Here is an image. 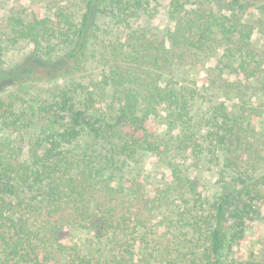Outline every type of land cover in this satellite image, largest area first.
I'll list each match as a JSON object with an SVG mask.
<instances>
[{
	"label": "trees",
	"instance_id": "16d2710c",
	"mask_svg": "<svg viewBox=\"0 0 264 264\" xmlns=\"http://www.w3.org/2000/svg\"><path fill=\"white\" fill-rule=\"evenodd\" d=\"M152 1L88 0L79 22L63 12L56 21L36 12L11 16L6 30L0 26V50L29 42L31 56L65 59L56 69L65 67L63 73H68L81 64L104 7L128 24L149 11ZM194 1L196 6L188 8ZM167 15L172 27L170 46L161 42L165 51L173 56L177 49L183 63L189 56L213 55L215 66L206 69L204 88L230 101L215 99L211 106L223 125L219 141L234 154L228 164L235 176L231 174L209 212L192 216L195 244L185 245L188 250L170 245L165 250L143 234L164 209L168 188L152 194L142 180L109 170L110 160L97 161L101 156L95 151L72 149L83 134L102 138L126 128L131 139L118 153L128 158L138 150L155 151L161 145L151 137L149 118L160 115L163 105L178 120L184 116L198 90L160 78L165 68L157 54H149L160 49L158 40L143 32L126 49L134 65L84 84L81 101L76 92L60 91L55 120L61 130L45 134L32 154L10 140L0 141V264H264L255 250L230 261L224 255L227 245L231 249L247 237L264 208V0H169ZM60 51L62 56L56 54ZM132 66L144 72L133 73ZM168 72L175 74L172 65ZM109 86L115 87L112 97L106 94ZM100 101L109 102L102 115L95 113ZM5 105L0 97L3 121L8 111L13 113ZM178 183L170 191L196 189L188 178ZM77 227L105 239V247L83 252L77 243L66 244L62 235Z\"/></svg>",
	"mask_w": 264,
	"mask_h": 264
},
{
	"label": "rangeland",
	"instance_id": "374dc122",
	"mask_svg": "<svg viewBox=\"0 0 264 264\" xmlns=\"http://www.w3.org/2000/svg\"><path fill=\"white\" fill-rule=\"evenodd\" d=\"M87 1L0 0V26L6 30L11 16L33 12L53 21L60 19V13L63 12L73 21L79 22L87 10ZM168 2L153 0L149 11L133 17L128 24L121 22L104 7L93 27L89 47L81 64L76 69L71 68L68 73H63L65 67L58 71L56 69L65 59L50 61L31 56L33 45L29 42L4 46L0 50V90H3L0 97L6 102L5 107L13 110V113L8 111L6 121L0 118V141L10 140L22 146L27 156L32 154L36 142L45 134H57L61 130V123L55 120V103L62 89H69L70 95L76 92L81 101L84 84L103 81L106 75L121 72L123 66L134 65L126 52L133 48L131 45L137 35H143V32L153 35L160 49L155 53H144L153 54L152 57L158 55L160 65L165 68L159 73L160 78L169 79L190 92L198 90L194 99H189L184 116L178 120V116L163 105L160 115L149 118L151 137L161 145L155 151L138 150L128 158L118 153L119 146L131 139L126 128L121 131L117 128L116 134L107 137L105 133L102 138L83 134L73 143L72 149L77 152L86 150L89 154L95 151L101 156L97 161L104 163L106 159L110 160L109 170L114 169L125 178L142 180L152 194L158 195L168 188L164 209L143 234L148 241L165 250L169 245L172 248L183 246V249L188 250L185 245H193L197 239L190 226L192 216L203 211L209 212L223 186L228 185L234 175L228 164L233 153L219 141L222 121L216 118L211 106L215 99L226 104L230 101L221 96L216 98L204 88L208 78L206 69L215 66L213 55H201L199 59L189 56L183 63L180 59L183 53L176 49V53L171 56L170 52L165 51L161 42L164 40L165 45L171 44L167 39L168 30L172 27L167 15ZM195 2L188 4V8L195 7ZM56 54L63 55L62 51ZM143 60L146 65L151 64L149 58ZM170 65L174 68L173 75L168 72ZM131 68L138 75L144 72L141 68L138 72L134 66ZM75 83L76 87L72 85ZM114 90L115 87L109 86L106 94L112 97ZM106 104L109 102L100 101L95 113L102 115ZM187 178L194 182L195 191L188 186L180 189L182 192L170 191L174 187L179 188L181 185L178 182L184 183ZM62 239L66 244L77 243L83 252H98L106 243L105 239L96 237L83 227L66 231ZM252 250L264 259V208L261 220L251 226L247 237L231 249L227 245L225 260L230 261L232 256L246 258Z\"/></svg>",
	"mask_w": 264,
	"mask_h": 264
}]
</instances>
